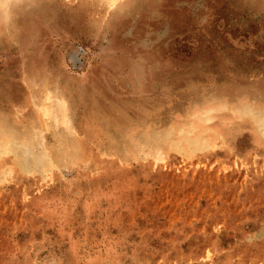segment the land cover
<instances>
[{
  "label": "rangeland",
  "instance_id": "1",
  "mask_svg": "<svg viewBox=\"0 0 264 264\" xmlns=\"http://www.w3.org/2000/svg\"><path fill=\"white\" fill-rule=\"evenodd\" d=\"M0 264H264V0H0Z\"/></svg>",
  "mask_w": 264,
  "mask_h": 264
},
{
  "label": "bare ground",
  "instance_id": "2",
  "mask_svg": "<svg viewBox=\"0 0 264 264\" xmlns=\"http://www.w3.org/2000/svg\"><path fill=\"white\" fill-rule=\"evenodd\" d=\"M223 104V103H222ZM222 109V108H221ZM212 111V110H211ZM215 111V110H214ZM208 112V111H207ZM207 119V118H206ZM263 124V123H262ZM195 138V137H194ZM189 141H191V140H189ZM3 142V141H2ZM192 142V141H191ZM191 142H187V144L188 143H191ZM5 143V142H4ZM2 144L3 145V147L5 148L4 149V151H11V152H14L15 153V156H16V159H15V162H16V164L21 168V169H23V170H26V167H25V165H27V164H25L26 162L24 161V159L23 158H27V159H29L30 157L32 158L33 157V155L32 154H29V149L26 147H24L25 145L23 144V145H21V146H19V147H16L17 145H14L13 144V142H9L8 144ZM165 143V142H164ZM163 143V144H164ZM162 144V145H163ZM159 145H160V143H159ZM165 145V144H164ZM188 145H191V144H188ZM161 147V146H160ZM184 147V146H183ZM189 147V146H188ZM187 147V148H188ZM192 147V146H191ZM163 148V147H162ZM203 148V147H202ZM159 149V148H158ZM158 149H155V150H158ZM186 149V148H185ZM184 149V150H185ZM200 149V148H199ZM161 151V150H160ZM185 151H187V149L185 150ZM189 151V150H188ZM190 151H192V150H190ZM193 151H195L194 149H193ZM158 153H160L159 151H157ZM10 153V152H9ZM37 159V158H36ZM37 161V160H36ZM39 161V160H38ZM30 162V161H29ZM32 162V161H31ZM33 163H35V162H33ZM36 164V163H35ZM33 166V165H32ZM31 169H33V168H31Z\"/></svg>",
  "mask_w": 264,
  "mask_h": 264
}]
</instances>
